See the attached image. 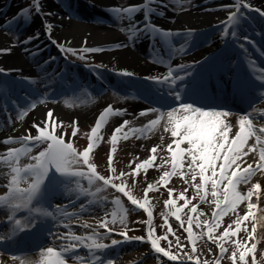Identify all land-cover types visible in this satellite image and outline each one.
Returning <instances> with one entry per match:
<instances>
[{"label": "snow or ice", "instance_id": "obj_1", "mask_svg": "<svg viewBox=\"0 0 264 264\" xmlns=\"http://www.w3.org/2000/svg\"><path fill=\"white\" fill-rule=\"evenodd\" d=\"M152 0H145L144 5H134L128 7H121L119 5L110 6V12L119 16H127L131 19L132 15L137 11H140L141 8H145V15L143 19V24L139 21H133V29L138 36L139 34L148 35L151 38L152 32H159L155 26L151 25L150 13L154 9L148 8L147 5L150 4ZM251 8V5L243 4H234L232 5L235 8V11H231L228 19L237 20L242 18L244 13L239 12L241 7ZM35 10L37 15H46L50 16L51 13H45L42 7V0H34L31 8L22 9L17 16L14 18L19 20L21 17H24L25 21L29 18V13L32 10ZM257 12H260L261 16H264V12H261L260 9H254ZM53 25L51 23L45 24L46 33L51 35ZM162 36L171 35L168 32H161ZM180 35V33H177ZM232 36L235 37V31L232 32ZM38 36L28 37L22 43H30L33 39H37ZM133 37H129L131 40ZM248 43H253L248 37H243ZM86 44V42H85ZM237 46L244 49V45L238 43ZM117 47H128L127 44H119ZM61 50L64 52L72 53L75 55L76 50L71 48H64L61 46ZM11 48L0 49V54L5 52H10ZM83 52L96 53L103 51L101 48H88L84 47L81 49ZM83 59V56L79 57ZM193 65L189 67H195ZM90 70L98 66H89ZM182 73V74H181ZM125 76H134V73L124 70L120 73ZM250 80L243 81L241 78L234 80L233 88L236 90H241L246 87L248 83L252 84L251 91L255 94V101L264 102V69H261L260 73L257 74L255 70L250 72ZM146 80H152L157 84H167L166 95L172 98V102L166 106L169 108L167 111V127L166 131H170L171 137L173 138L172 143L167 145L166 151L170 153V160L172 165V171H165L160 180L157 181V184L166 183L169 178L174 175L179 168L181 175H185L184 165L185 158L187 157L189 162L187 163V172L191 173V179L193 182L196 181L197 176L200 177L201 183H194V188L199 196L200 201H205L209 192L207 191L206 186L210 184L211 187V197L212 203L215 204L218 211L213 213L214 221L213 222H204L207 228L206 237L207 240L217 245L220 252V257L217 259L216 264H219V260L223 258L224 253L227 249L225 247V241L232 240V237L237 236L240 230V225L243 221H248L250 218L253 221L252 231L249 234L248 240L255 239L256 232V222L258 218L256 216V210L264 211V209H258V204L252 203L253 195L257 196L259 199V190L261 188L260 184L257 183L253 185L247 193L242 194L237 190L239 184H248L251 180V177L256 172H264V140L261 139V135H264V128L255 129L253 127V119L256 118L252 113L241 116L238 124L239 131L235 134L234 138L230 139V125L226 123V117L229 113L225 110L209 107V106H199L195 102H185V97L190 94H199L206 91V87L203 81L194 79L192 72L187 71L184 65H178L176 70L169 68L166 75L162 77H145ZM254 82V83H253ZM255 102H253L254 104ZM34 102H29L28 106L24 109V114H27L28 108H35ZM155 108H149L142 110L139 115H147L150 112L156 111ZM126 112L127 110L113 109L109 105L104 112H102L97 117V122L92 128L89 143L87 148L83 152H78L72 145L71 142H65L63 135H57L55 130L57 127L61 126V123H58L57 118L54 115L52 109H49L46 114V119L41 122V124L33 123L32 128L36 129L37 134L33 136L31 131L28 135L20 137L21 141L32 142L33 144L47 143V147L40 151L39 154L33 159L36 161L35 164H30L27 166L26 174L35 173L36 179L29 185L26 189H21L18 187V176H11V182L8 185L9 192L4 196H0V203L11 204V201L16 199L17 193H23L26 196V203L31 202L33 199H36L37 202L45 200V188L46 182L49 181L50 177H59L62 181L64 177L70 176H84L87 175L89 182L93 180L100 181L103 185L111 186L113 189L118 191L127 197L130 204L138 210H145L148 216L147 221H141V223L147 224V239L145 237H129L127 231L116 233L122 237V239H112L110 244L97 243L95 239L91 236H75L68 233H53L49 231L47 234L49 236L56 235L60 240H71L72 242L67 245H61L60 250L56 251L53 248H46L40 250V264H66L64 259L65 256H71L74 259L81 260V264H114L112 259L104 258L103 252L98 250H104L108 248H114L115 246L121 244H130L134 241H139L140 243H149L151 245L152 252L156 255L157 260H160V257L167 258V264H201L199 257L196 255V245L198 239H203L205 233L201 231L199 235L193 234V217L189 216L188 226L184 228V222L181 218L182 206H177L176 199L173 197V189H168L169 199L165 201L166 206L170 209L171 215H173L176 221L180 222V227L184 229L187 233V239L191 244V251L189 253H183L184 245L180 243L179 237H176L175 247L178 251H173L172 241H168L167 247H161L160 241L162 239H167V235L170 233L175 235L172 232L171 228L168 227V232L165 236H156L154 235V228L151 224L152 210L151 205L148 200V192L153 190L154 185L151 183L147 184L145 189V198L143 201L137 199L127 187L124 182V177L126 175L139 176L141 172H147V169L150 166L155 165V159L157 154V149L159 145L153 146L151 149V155L148 159L141 161L135 165L132 173H120L118 177L110 176L105 178L104 176L99 175L95 170V165L90 163V154L94 148L98 145V142L102 137L98 134V130L101 128V124L105 119V115L109 112ZM260 118H264V112L258 113ZM22 119L23 117H18ZM11 123V120H9ZM74 124L78 125L77 121H73ZM158 120H152L149 122V127L156 125ZM129 124V121L125 120L123 123L114 129L111 136V143L113 148L109 153L108 163L111 171H115L111 167L113 154L116 151L115 145L118 143V140L121 138H128V134L124 133L122 130L125 129ZM51 129V130H49ZM257 131L261 135H257ZM76 135V130H73L72 136ZM256 136V142L260 145L259 148V161L255 164H246L244 157H246L250 152L256 151V145H252L245 150V146L250 137ZM14 138L7 137L2 143L8 144ZM163 139V137L161 138ZM187 144V147H182V145ZM21 150L16 148L7 149L3 155H0V163H8L10 158L16 157L18 159ZM73 162H80L85 165L88 169L87 173L79 170H73L71 165ZM167 162V161H166ZM134 163V162H133ZM131 166V164H130ZM14 172L19 173L20 169H13ZM120 180V183L116 181ZM43 186V187H42ZM99 190V189H98ZM187 191V190H185ZM180 198L184 199L185 206L191 203L188 200L184 193L180 194ZM243 201H248L247 207L248 212L243 216L237 217V220L234 221L235 229L232 228V225H229L228 228L219 234H214V229L218 227L220 218L225 215L228 211H235L238 204ZM114 203L119 204V199L115 200ZM19 205H12L13 213L17 210ZM55 212L62 213L64 218L71 220L72 217L78 216L79 213H68L65 205L64 207L53 205L52 206ZM81 211L84 210V205H81ZM191 213L197 212L196 205H192L190 208ZM53 213H41L37 212L21 222L18 219L14 218V215H10L4 221L5 224L14 222L16 228L13 229L11 235L0 233V247L8 250L9 242L13 241L14 236L18 232H28L31 229H34L38 223H44V216H52ZM109 213H105V216L98 222L97 228H103L105 230L104 235L112 234V229L109 227L110 223H116L115 213H112V219L109 220ZM39 221V222H38ZM124 223L123 219L120 221ZM197 226H200V222L196 221ZM79 226V225H78ZM85 228H91L92 225L83 224ZM165 226H167V216L165 217ZM64 227H69V225H64ZM247 230V229H245ZM94 235H99L95 233ZM91 240V243H89ZM236 247V251L231 253L232 264H237V261L240 264H247L246 256L251 253L253 255V264H255V250L256 244H251L248 247V241L241 242L239 240L232 241ZM83 247L87 252L88 256L80 257L78 254L79 248ZM9 251V250H8ZM12 252L11 259L13 261L20 260V264H24V261L20 259L19 252ZM239 252V255H238ZM183 253V255H181ZM0 264H4L3 261H0ZM142 264V262H141ZM203 264H208V261H203Z\"/></svg>", "mask_w": 264, "mask_h": 264}, {"label": "bare ground", "instance_id": "obj_2", "mask_svg": "<svg viewBox=\"0 0 264 264\" xmlns=\"http://www.w3.org/2000/svg\"><path fill=\"white\" fill-rule=\"evenodd\" d=\"M205 2L204 5L200 6L195 4L192 9L180 14L165 12L160 18V24L174 31H179V29H182L179 27L183 26L216 27L213 32L210 30L209 38L189 44V41L197 32L203 33L210 28H184L188 33L185 34L182 39L174 42L175 47L170 44L162 46V43L158 42L156 45L152 44L150 47L147 40L148 37L145 34H139L137 36L133 29V21H136L137 17L125 20L123 16H117L111 25L94 23L91 21V19L95 18L99 13L105 12L106 6L116 5L115 0H76L75 5L82 10L83 18L81 20L67 15L62 5H59L57 0H42L43 11L45 13H51V15H39L40 19L31 20V23L26 28L22 27V31L25 35L21 42L11 40L0 28V49L11 48L10 52L0 54V72H9L12 75L21 76L24 80L28 79L30 82L39 85L42 91L51 95L57 87H61L63 84L59 81V69H61V65L64 67L62 59L58 57L56 46L50 42L52 41L51 38L64 39L66 43L76 46H103L110 43L127 44L128 47L117 48L113 51H104L101 54V59L110 65L113 71L115 69L118 70L119 76H116L117 79L121 80L124 77L133 79L132 77L135 78V76L136 78L144 76V83L151 86H155L157 83L152 80H146L145 77H162L167 74L169 68L176 70L178 65L187 67L193 65L194 62H198L195 63V67L200 68L207 65L212 66L211 68L214 69L225 68L226 70H230L232 67L229 66H231L232 61L229 57H226V60H220L218 64L216 62L220 58H224L223 55H220V50L224 49V47L221 46L227 40V36L230 35L231 31L238 30V28H227V26L232 23V20L228 19L230 12L234 9L232 5L247 3V5L250 4L264 12V0H235V3L233 0H205ZM217 4L218 6H216ZM72 5L74 6V4ZM20 6L21 3L15 0L6 12H3L0 8V22L3 23L4 20L7 19V16H9L12 11L21 8ZM259 18L261 19L260 15ZM46 22L53 24L50 36L45 35L44 24ZM262 23L264 24V21ZM237 34H240V32L236 31V35ZM35 36H38V38L33 39L30 43H22V41L26 40L28 37ZM129 37L133 38L130 40ZM232 38L241 44L239 37L232 36ZM168 39L170 40L169 37ZM256 40L257 43L255 46L262 47L259 41L264 40V36L257 37ZM167 48H169V52L164 51ZM244 48L247 50L254 49L250 44L247 47L244 46ZM228 53L231 52L227 49L226 55ZM230 56H232V54H230ZM235 68L245 73V69L242 66L235 65ZM124 70L134 73V76H122L120 73ZM228 73L229 71H225L223 78H221L223 82L227 81ZM193 75L194 79L199 80V78L196 77L197 73H193ZM91 83L94 84L93 81ZM147 84L146 87L151 88ZM3 86L5 85L3 84ZM6 88L9 89L10 85L6 84ZM11 90L15 91L13 88ZM135 92L136 91L133 90V93ZM202 94L203 93H201V95ZM11 98H15V96H11ZM105 100V95L101 94V96H99L94 93L89 95L80 91L73 95L63 96L58 100H46L41 102L34 109L30 110L24 118L19 119L17 114L14 116L10 115L12 110L7 104V99L4 97L0 98V141H3L7 137L13 136L14 138L8 144L0 142V155H3L7 149L11 148V145L17 146L23 143L24 141H21L19 138L26 136L29 131H33V123L30 124V122H41L46 117V113L49 109H52L54 115L60 117V119L78 117L81 123H84L87 118L91 117L98 110L100 112L103 109L102 106ZM143 103L145 102H142L140 96L135 95L133 98L131 96L130 98H126L122 102L121 107H123L124 110L126 109V112L133 110L138 112L140 109L147 107L146 104ZM231 109L235 111L225 110L229 113L226 117V123L231 126L229 132L230 139L234 138L235 134L239 131L238 121L241 116H244L241 113V108L232 107ZM260 112H264V102H260V104L254 106L252 111V115L256 117L254 119H261L263 121L261 127L264 128V118H260L258 115ZM9 120H11V123H9ZM160 122H162V120H160ZM146 144V140H135L132 142L130 147L135 153V157H138L139 154H143L146 151ZM248 147H250L249 143L248 145L246 144L245 150H247ZM259 148L260 145L257 149ZM255 152L256 151L250 152L244 157V161L246 162L244 166H246V164H253L255 167V164L259 161L258 155ZM3 167H6L4 163H0V174L2 176L5 174L4 172H6V169H3ZM149 175L150 178H153L158 176L159 173L158 171H153V173ZM1 182L2 180L0 179V183ZM257 182L262 186L263 192L261 196H264V178L259 179ZM82 198L84 197H81L79 200L81 201ZM75 203L78 204L79 201H75ZM21 208L22 207L19 206L17 209L19 210ZM6 211L7 210L0 205V213H4V215L11 214V212L6 213ZM95 213V210H90L86 215H84L85 213L81 214L84 215V217L76 219L74 226L86 229L82 225L85 223L90 225V223L82 221V219H88L87 217H91L89 215H94ZM262 214L263 213H261V215ZM65 224L66 223L58 222L55 227V233H68L78 236L77 233L70 232L68 227H64ZM260 224L264 226V221L260 220ZM10 226V224H7L4 228L1 227V233L6 234L10 232ZM261 230L264 231V227H262ZM51 240L56 242L59 247L58 249H60L61 245H67L72 242L70 239L60 240L57 237L51 238ZM21 243L22 242H20V244ZM114 249H117V247H114ZM126 250L127 249H125V251ZM78 251H81L78 253L80 257L86 258L88 256V252L83 247L79 248ZM68 257L69 258L65 259L66 264H81V260L74 259L71 256ZM124 258H127V260L131 259L128 255L124 256ZM0 261H3L4 264H19L18 260L13 261L10 255L3 253H0Z\"/></svg>", "mask_w": 264, "mask_h": 264}, {"label": "rangeland", "instance_id": "obj_3", "mask_svg": "<svg viewBox=\"0 0 264 264\" xmlns=\"http://www.w3.org/2000/svg\"><path fill=\"white\" fill-rule=\"evenodd\" d=\"M19 3L22 2H31L33 0H17ZM124 4L127 0H115V3ZM198 1V2H197ZM235 3V0H233ZM238 1V0H237ZM34 2V1H33ZM171 5H169L170 12L180 14L182 12H186L193 8L195 4L198 3V5H204V1L200 0H169ZM26 3V4H27ZM206 3V2H205ZM244 5H247V3H243ZM23 6V3L21 4ZM218 6V4L216 5ZM254 9H257V7L251 6V8L248 7H241L239 9V12L244 13L245 10L257 12ZM236 9L234 8L233 11ZM78 12V11H77ZM31 15H29L30 20H36L39 18V15L36 14L35 10L33 9L32 12H30ZM68 14V13H67ZM247 15V14H245ZM237 20L244 21L245 19L238 18ZM41 22V21H40ZM1 24V23H0ZM255 24V23H253ZM53 25V24H52ZM214 26V25H211ZM128 28V27H127ZM187 28H210L211 32L214 31L215 28H212L210 26L207 27H187ZM244 30H247L246 37L249 38V35L253 32L249 28H243ZM217 30V29H216ZM232 32V31H231ZM243 32V30H242ZM18 33V32H17ZM13 33L10 37L16 41L19 42L22 39V36L20 34ZM209 33V32H208ZM49 35V34H47ZM207 35V34H204ZM50 36V35H49ZM239 36V35H238ZM242 36V35H241ZM54 42L63 44L64 48H70L74 47L69 43H66L64 39L60 38H54ZM87 46V45H85ZM93 47L92 45L88 46V48ZM76 50L75 55L72 53L66 52V55L69 58H77L78 60L83 61H91L92 57L99 60L101 63L98 64L96 62H92L95 64L100 65L101 67H105V61L101 59V52L96 53H85L82 51H78L80 49L71 48ZM78 51V52H77ZM93 54L94 56H92ZM83 56V59H80L79 57ZM258 54H256L255 57H257ZM243 60V66L249 70V72H252L250 67H255L258 69V73H260L261 69H264V64L262 65L260 63V58L257 59H248L245 56H242ZM262 60V59H261ZM264 60V58H263ZM74 61V60H72ZM108 65V64H106ZM105 95L106 100L104 101V105H112L117 108L121 109L122 102L126 97L122 95L119 92H112L108 91L103 93ZM37 101L35 100V105H38L40 102L46 101L45 97H38ZM260 103V101L258 102ZM36 107V106H35ZM154 108V107H150ZM34 109V108H33ZM149 109V108H142L138 112L136 110L129 111L128 117L126 116L125 112H117L116 115L110 116L108 120L104 122V127L101 129V132L99 135L102 137V139L98 142V145L94 148V150L90 154V163L95 165L96 172L104 176L105 178L110 176H116L118 177L120 173H132L133 168H135V165L140 163L141 161H144L148 159L151 155V149L153 146L159 145L160 147L157 149L156 159H155V165L156 166H150L147 169V172H141L140 175L133 176V175H126L124 177V182L126 183L127 187L131 190L133 195L143 201L145 198V189L147 187L148 183H151L154 185L153 190L148 192V200L151 205L152 210V218H151V224L154 228V235L156 236H165V234L168 232V227L171 228L172 232L175 233V235L168 234L167 239H162L160 241L161 247H167L168 241H172L173 243V251H178V249L175 247L176 243V237H179L180 243L184 245L183 253H189L191 251V244L189 243L187 239V233L180 227V222L176 221L175 217L171 215V211L174 209H170L168 206H166L165 201L169 199L168 195V189H173V197L176 199L177 206H182V212H181V218L184 222V228H187L188 226V219L189 216L193 217V234L199 235L201 231L205 233V236L203 239H198L196 248V255L199 257L201 264H203V261L207 260L208 264H216L217 259L220 257L219 248L217 245L213 244L212 242L207 240L206 233L207 228L204 222H213L214 216L213 213L218 211L215 204L212 203V197L210 195L211 193V187L210 184L206 186L207 191L209 192V195L207 196L205 201H200L199 196L197 195L194 183H201V179L199 176H197L196 181L193 182L191 179V173L187 172V163L189 162L188 158H185V165H184V172L185 175H181V171L178 168L176 173L172 175L169 180L166 183L163 184H157V181L160 180V177L165 171H172V165L170 160V153L166 151L167 145L172 143L173 138L171 137L170 131H166L165 128L167 127V110L161 111L158 108L156 111L150 112L147 115H139V113L142 110ZM222 109V108H221ZM254 108L249 107L245 110H243L241 113L243 115L252 113ZM230 111H235L231 110ZM136 112V113H135ZM96 113H94L91 117L86 119V122L81 123L78 117L73 118H61L57 117L58 123H62V128L60 131L59 129L55 130L57 135H63L64 137L67 135L66 131H70L73 127V125L79 126L80 131L77 132L76 135L73 138V141L77 142L80 146H83L85 141H83L85 138L87 140V129L89 128V125L94 122V117ZM158 117L161 118L162 122H158V125L156 124L154 129L151 131H145L146 126L151 120L158 119ZM129 121L128 126L123 129L122 131L124 133L128 134V138H121L118 140V143L115 145L116 151L113 154V160L111 167L115 169V171H111L108 163V157L109 153L111 152L113 148V144L111 143V136L113 134L114 129L119 127L123 121ZM73 121H77V124H74ZM34 123V122H30ZM36 123V122H35ZM253 127L257 130L262 129L261 125L263 124L262 120H256L253 119L252 121ZM39 124V123H37ZM64 126V127H63ZM58 128V127H57ZM51 130V129H50ZM66 130V131H65ZM33 136L37 134L36 129L33 128V131L31 133ZM257 135H261L259 131L256 133ZM28 135V134H27ZM141 137V138H140ZM144 137V138H143ZM163 137V139H161ZM261 139L264 140V135H261ZM135 140H146V151L143 154H139L138 157H135V153L133 152L132 148L130 147L132 142ZM247 142V145L249 143V146L256 145V149L259 146L256 142V136H252L249 138ZM72 142V141H70ZM73 145V144H72ZM79 145H73V147L78 152H83L85 148H80ZM182 147H187V144L182 145ZM44 146H36V148L29 150L27 152L19 154L18 159L16 157H12L9 166L3 167V169H6L5 174L2 176L0 174V177L3 178V182L7 184L6 190L9 191L8 185L11 182V176L17 175L18 176V187L21 189H26L29 187V185L32 183L33 179H31L32 174H26L24 172V169L27 168L28 164H35L36 161L33 159V157L37 156L40 151H43ZM258 155L259 160V149L255 152ZM167 161V162H166ZM134 162V163H133ZM131 164V166H130ZM78 165H81L80 162H73L71 165L73 170H79L87 173L88 169L86 166L84 168L76 167ZM13 169H20L19 173H16L13 171ZM153 171H158L159 175L155 176L153 178H150L151 173ZM152 177V176H151ZM264 178V172H256L252 177L248 184H239L237 187V190L245 194L251 188L253 185L257 184L258 180ZM117 183H120V180L116 181ZM68 189L70 192L77 193L78 191H82V193L87 190L89 192H94L92 195L95 198V201L92 202L94 206L92 209L96 211V213L91 216L87 217L88 219H82V221L89 222L90 225L93 227L81 229L76 226H70L71 231H75L80 233L82 236L83 234L91 233L90 235L93 239L96 240V242H103L104 244L107 242H110L112 239H115L119 237L122 239L121 236L116 235V233H120L123 231H127V234L129 237H145L147 239V224L141 223V221H147L149 218L146 214L145 210H138L135 209L128 199H126L124 196H122L118 191L113 189L111 186L103 185L100 181L93 180L91 183L89 182L88 176H70L67 179ZM261 186V185H260ZM3 189V188H2ZM85 189V190H84ZM99 189V190H98ZM6 190H3L2 192H5ZM187 190V191H185ZM0 190V194L2 193ZM263 192L262 186L259 190V199H257L256 195H253L252 197V203L258 204V209H264V196H261V193ZM184 193L185 197L191 201L190 204L185 206L184 199L180 198V194ZM119 199L120 203L116 204L114 203L115 200ZM17 201H12L11 203L18 204V201L26 203V196L23 193H17L16 199ZM248 201H243L242 203L238 204L235 211H228L225 215H223L220 218L219 225L214 229V234L219 235L221 234L224 229L228 228L229 225H232V228L235 229L234 221L237 220V217H243L248 212L247 203ZM246 203V204H245ZM192 205H196L197 212L191 213L190 208ZM109 213L108 219L111 220L112 213H115L116 223H110L109 227L112 229V234L104 235L105 230L103 228H97L98 222L105 216V213ZM263 213V217L261 215ZM2 216V215H1ZM0 216V217H1ZM167 216V226H165V217ZM256 216L258 218V221L256 222V232H255V239L254 240H248L249 234L252 231V225L253 221L251 218L248 221H243L240 225V230L238 232L237 236L232 237V240L225 241V247L227 249L226 253H224L223 258L219 260V264H232V261L230 259L231 253L233 251H236L235 245L232 243V241L239 240L241 242L248 241V247L251 246V244H256V250H255V264H264V231L261 230L263 224H260V220L264 221V211L256 210ZM78 219V217H76ZM123 219L124 223L122 224L120 221ZM72 220V219H71ZM200 222V226H197L196 221ZM247 229V230H245ZM95 233H99V235H94ZM91 242V240H89ZM123 245L122 250V256L128 255L131 257L130 262L132 264H167V258L160 257V260L158 261L156 258V255L151 250V245L147 242L140 243L139 241H134L130 244H121ZM51 247L56 250V247L51 243ZM44 248V247H43ZM39 248L35 251H31L28 253V255H25L21 257L20 259L24 261V264H40L41 256L40 252L38 250L43 249ZM46 248V247H45ZM125 249H127L125 251ZM38 251V252H37ZM181 253V255H183ZM13 253H9V255ZM239 255V252H238ZM118 259H123V257L117 256ZM247 264H253V255L249 253L246 256ZM18 263L20 264V260H18ZM237 264H240L239 261H237Z\"/></svg>", "mask_w": 264, "mask_h": 264}]
</instances>
